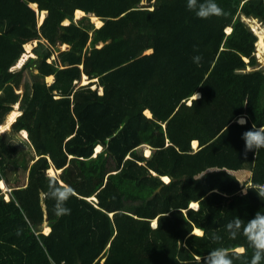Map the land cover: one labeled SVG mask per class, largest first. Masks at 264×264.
Masks as SVG:
<instances>
[{
    "label": "trees",
    "instance_id": "trees-1",
    "mask_svg": "<svg viewBox=\"0 0 264 264\" xmlns=\"http://www.w3.org/2000/svg\"><path fill=\"white\" fill-rule=\"evenodd\" d=\"M143 1L0 0V131L28 133L35 152L26 184L10 187L18 148L0 135V180L11 189L0 186V264H200L221 246L234 264L251 259L225 226L264 213L253 189L264 185V149L245 157L241 139L264 126V69L244 21L264 25V0H216L224 14L209 19L187 0ZM34 42L37 57L22 65ZM52 169L75 190L70 215L56 216L42 195ZM242 171L251 174L243 185Z\"/></svg>",
    "mask_w": 264,
    "mask_h": 264
},
{
    "label": "clouds",
    "instance_id": "clouds-1",
    "mask_svg": "<svg viewBox=\"0 0 264 264\" xmlns=\"http://www.w3.org/2000/svg\"><path fill=\"white\" fill-rule=\"evenodd\" d=\"M187 9L200 19H209L213 16L224 14L223 9L216 3V0H187ZM201 59L202 57L195 56L193 62L199 64ZM198 98L199 94L193 93L192 99L197 101ZM235 123L241 127L245 126L247 124V116L241 115L237 117ZM241 139L244 141L245 157L250 151L255 153L260 149H264V126L256 127L253 124L247 131L242 133ZM26 140L28 141V139ZM57 179L58 178L55 176L49 177L48 190L46 192L42 191V195L46 200H52L54 202L53 211L56 216L70 215L71 209L67 206V203L69 199L74 196L75 190L71 185L66 184L63 181L57 183ZM2 183L3 181L0 180V184ZM253 189H255L259 198L264 197V185H253ZM213 191L215 192L218 190L214 189ZM246 191L247 190L245 189V192ZM21 231L22 230H18L17 235H19ZM225 231L227 232L229 239L235 240L239 236H243L247 240L248 245L253 251L251 259L247 261L246 264H264V213L258 211L247 221L242 220L239 217H234L225 226ZM198 233L202 237L205 235V230L200 228ZM210 240L214 244H220L223 237L214 232L211 235ZM200 264H234L231 249L223 246L215 247L207 254V256L201 258Z\"/></svg>",
    "mask_w": 264,
    "mask_h": 264
},
{
    "label": "rangeland",
    "instance_id": "rangeland-1",
    "mask_svg": "<svg viewBox=\"0 0 264 264\" xmlns=\"http://www.w3.org/2000/svg\"><path fill=\"white\" fill-rule=\"evenodd\" d=\"M152 3H153V0H152L151 4ZM141 6L148 7L149 3H147V0H144L143 3L141 4ZM81 18H84V17H81L78 14H77V17H75L76 20L81 19ZM40 19H41V17H40ZM92 21H93V19H92ZM244 21L247 22V24L249 25V28L251 29L253 34L258 38V42L256 43V52H255L256 57L258 58V61H259L257 69L258 68H263L264 69V25L260 21L255 20V19L244 20ZM102 25H103V23H102ZM94 26L97 27V24L95 22H94ZM229 32L231 33V30L228 31V33ZM30 44L31 45L27 46L28 53L31 52V51L33 52V49L37 46L38 43L34 42V43H30ZM65 48H66V46H63L62 50L65 49ZM25 52H26V49H25ZM23 57L24 56H22V58ZM30 57L36 58L37 56H36V54L34 52H33V56L28 55L26 58H24L22 65H24V63ZM21 66H20V62H19L16 67L20 68ZM250 69H252V67L248 68V70H250ZM31 79L32 78H31L30 72L26 71L25 72V80H24V88H28L29 90H31L30 89L31 84H32V80ZM85 79L86 78L83 77V80L80 82V86H82V84H86V83L89 82L88 79H87L88 82H85L86 81ZM48 80L51 81L52 79H48ZM48 80L46 79L47 82H48ZM93 88H95V86ZM101 92L102 91L100 89V93ZM16 107H18V108H16ZM19 107H20L19 104L17 106H15L13 112H15L16 109H19ZM13 112H11L9 114V116ZM9 116H8V118H9ZM7 119L5 121V124L7 122ZM10 131H11L10 128L8 130L3 131V132L0 131L1 132L0 135H3L8 143H11L12 145H15L18 148V151H17V153L14 154L13 158L11 160H9L8 168L6 170L5 177L8 180V183L10 184L9 185L10 187L11 186H23L27 182V174L26 173H27L28 167L32 164V160L35 158V152H34L32 146L30 145V143L26 140V139H28V134H25V135H27L25 137L24 136V132L22 134L19 133V134L14 135ZM193 149L197 150L198 147L197 148L193 147ZM143 150H142V154L144 156L145 155L147 156V152H149V151L147 150L144 153ZM97 151H98V149H96V153H97ZM50 175H51V170H50ZM234 176H236L240 180L242 185H243V184H246L249 181V179L251 177V174L249 173V171H242V173H236V174H234ZM3 186H4V183H3ZM9 190H11V189L6 185V189H4L3 191L6 192V191H9ZM244 192H245V190L242 191V193H244ZM246 193H247V191H246ZM191 208H192V206H191ZM153 224H154V222H153ZM153 224L151 223L152 227H153ZM47 228L45 227L44 233L47 231L46 230Z\"/></svg>",
    "mask_w": 264,
    "mask_h": 264
},
{
    "label": "crops",
    "instance_id": "crops-1",
    "mask_svg": "<svg viewBox=\"0 0 264 264\" xmlns=\"http://www.w3.org/2000/svg\"><path fill=\"white\" fill-rule=\"evenodd\" d=\"M33 7H34V6H33ZM33 7H32V8H33ZM33 9H34V8H33ZM34 10H35V9H34ZM36 11H37V10H36ZM77 13H78V12H77ZM77 13H76V16H75V17H77ZM84 17H86V15H85ZM45 18H46V13H45V14L42 13L40 24L43 23V21L45 20ZM90 18L92 19V18H95V17L90 16ZM96 19H97V18H96ZM96 28H97V27H96ZM97 29H98V28H97ZM28 44H30V43H28ZM26 45H27V44H26ZM26 45H25V46H26ZM27 46H28V45H27ZM27 46H26V52H28V48H27ZM64 46H66V45H64ZM26 52H25V54H26ZM150 52H151V51L149 50V51L146 52V54H148V53H150ZM25 54H24V55H25ZM24 55H23V56H24ZM21 59H22V58H21ZM50 76L53 77V78H51V79H52L51 81L48 80ZM50 76H47V80H48L49 83L53 82V80H54V76H53V75H50ZM84 77H85L86 79H88L86 75H84ZM86 82H88V81H86ZM16 108H18V107H16ZM146 113H147V112H146ZM148 113H149V112H148ZM149 114H150V113H149ZM150 116H151V115H150ZM150 116H148V117H150ZM21 133H22V132H21ZM27 134H28V133H27ZM195 143H197V146H194ZM99 147H101V146H99ZM193 147H194V148H197V147H198V142H197V141H195V142L193 143ZM97 148H98V147H97ZM147 149H148V151L150 152L149 148H148V147H145L144 150H143L144 153L147 151ZM95 153H96V152H95ZM96 154H98V153H96ZM145 156H146V155H145ZM52 170H53V169H52ZM53 171H54V170H53ZM54 173H55V171H54ZM55 174H56V173H55ZM55 176H56V175H55ZM165 179H168V178H165ZM168 180H169V179H168ZM163 181H164V180H163ZM164 182H165V181H164ZM169 182H170V180H169ZM3 183H4V182H3ZM165 183H166V182H165ZM0 186H1V188L6 189V185H5V183H4V186H3L2 184H0ZM6 197H7L6 199L8 200V199H9L8 196H6ZM92 199H95V198H92ZM192 204H193V203H192ZM192 204H191V206H192ZM191 206H190V207H191ZM154 221H155V220H154ZM154 221H153V222H154ZM153 222H152V224H153ZM155 226H156V223H155ZM155 226L153 225V228H154ZM46 228H47V227H46ZM48 228H49V227H48ZM50 231H51V229H50ZM50 231H49V232H50ZM195 231H196V230H195ZM49 232H48V233H45V234H49ZM195 234H196V233H195Z\"/></svg>",
    "mask_w": 264,
    "mask_h": 264
},
{
    "label": "bare ground",
    "instance_id": "bare-ground-1",
    "mask_svg": "<svg viewBox=\"0 0 264 264\" xmlns=\"http://www.w3.org/2000/svg\"><path fill=\"white\" fill-rule=\"evenodd\" d=\"M79 16H81V17H84L85 16V14H83V13H77ZM93 19V21L97 24V27L100 29L101 28V26H103L102 25V23H101V21H99L98 19H96V18H92ZM230 33V32H229ZM51 78H53V77H49V79H51ZM86 81H87V79H85ZM85 81V82H86ZM199 97H200V95H199ZM146 115L147 116H150V114L147 112L146 113ZM25 134H27V133H24V136L26 137L27 135H25ZM194 146H197V143H195L194 144ZM98 149V151H97V153H99L100 151H101V149H102V147H98L97 148ZM149 155V152H147V156ZM51 175L52 176H55L56 174L54 173V171L53 170H51ZM164 181L166 182V183H169V180L168 179H164ZM2 185H3V183H2ZM193 205H196V207H193ZM192 208H194V209H196V208H198V203H193L192 204ZM154 224H155V222H154ZM153 224V225H154ZM47 231L45 232V233H48L49 231H50V228H47L46 229ZM195 233L197 234L198 233V230H196L195 231ZM239 249V248H238ZM239 250H242V248H240Z\"/></svg>",
    "mask_w": 264,
    "mask_h": 264
},
{
    "label": "water",
    "instance_id": "water-1",
    "mask_svg": "<svg viewBox=\"0 0 264 264\" xmlns=\"http://www.w3.org/2000/svg\"><path fill=\"white\" fill-rule=\"evenodd\" d=\"M80 19H78V20H76V21H79ZM40 22H41V19H40ZM44 22V21H43ZM91 22H92V24H94V22L92 21V19H91ZM41 24H43V23H41ZM66 47H68V46H66ZM64 50V49H63ZM88 78V77H87ZM88 80H89V78H88ZM92 81H98V79H94V80H92ZM93 89H96V87L95 88H93ZM20 115H21V112H20ZM19 115V116H20ZM16 121V120H15ZM14 121V122H15ZM13 124V123H12ZM12 124H11V126H12ZM10 129H11V127H10ZM21 134V133H20ZM60 174V171H59V173H58V175ZM161 190V187L159 188V189H157L155 192H159ZM7 192H11V190H9V191H7ZM9 197V196H8ZM8 200H10V198L8 199ZM93 201H95V202H97V199H93ZM112 216V215H111ZM155 223H156V221H155Z\"/></svg>",
    "mask_w": 264,
    "mask_h": 264
},
{
    "label": "snow or ice",
    "instance_id": "snow-or-ice-1",
    "mask_svg": "<svg viewBox=\"0 0 264 264\" xmlns=\"http://www.w3.org/2000/svg\"><path fill=\"white\" fill-rule=\"evenodd\" d=\"M194 99V98H193ZM193 207H196V205H193ZM155 226V225H154ZM197 235H199V233H197Z\"/></svg>",
    "mask_w": 264,
    "mask_h": 264
},
{
    "label": "built area",
    "instance_id": "built-area-1",
    "mask_svg": "<svg viewBox=\"0 0 264 264\" xmlns=\"http://www.w3.org/2000/svg\"><path fill=\"white\" fill-rule=\"evenodd\" d=\"M243 194H246V192H244Z\"/></svg>",
    "mask_w": 264,
    "mask_h": 264
}]
</instances>
